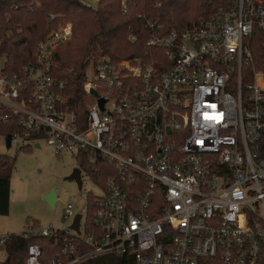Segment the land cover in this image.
<instances>
[{"label":"built area","instance_id":"built-area-1","mask_svg":"<svg viewBox=\"0 0 264 264\" xmlns=\"http://www.w3.org/2000/svg\"><path fill=\"white\" fill-rule=\"evenodd\" d=\"M255 29L264 32V0H226L181 33L153 34L147 45L166 49L160 66L98 52L86 71L94 76L86 74L92 101L84 116L66 83L49 74L55 50L72 38L71 23L46 34L37 64L22 67L26 77L8 74L0 52V106L9 109L0 122L16 117L26 129L10 134L11 147L45 140L57 155L113 166L95 195L92 227L86 210L79 231L30 226L25 236L63 232L69 258L56 264L112 253L135 264H264V40L255 61ZM31 131L43 134L30 139ZM75 215L67 204L64 218ZM43 254L29 244L25 264H46Z\"/></svg>","mask_w":264,"mask_h":264},{"label":"trees","instance_id":"trees-1","mask_svg":"<svg viewBox=\"0 0 264 264\" xmlns=\"http://www.w3.org/2000/svg\"><path fill=\"white\" fill-rule=\"evenodd\" d=\"M40 1L38 5L36 0H0V52L8 55L6 72L23 74L24 65L37 64L38 45L46 34L62 24L71 23L72 38L55 50L49 74L66 83L65 94L81 116L87 113V103L92 101L84 83L88 64L95 54L101 52L115 61L142 56L146 62L160 66L166 49L147 45L153 34L163 35L174 29L181 33L198 19L211 16L226 3V0H129L124 11L122 0H99L96 6L84 0ZM158 1L161 2L160 7L155 6ZM52 14L54 19H50ZM131 31L136 36L134 40L128 38ZM263 35V31L255 29L249 39L255 61L263 54ZM26 82L24 91L30 85L28 80ZM24 95L29 97L31 92ZM6 112L9 109L0 106V117ZM15 132H26L16 117L0 122V135ZM41 134L43 131H31L28 138H40ZM31 147V143L19 147L13 155L0 151V215L9 213L11 177L18 153ZM87 161V158H82L80 162ZM98 164L101 168L95 167L91 176L100 187H105L108 171L113 166L106 160H100ZM95 197L92 193L86 197V223L89 227L93 226ZM64 235L60 232L58 239L40 234L25 236L24 232L8 234L6 241L0 244L7 253L2 264H25L27 248L31 243L42 247L44 254L41 260L46 264L66 261L69 256L62 254ZM86 249L84 246L73 255L82 254ZM80 264H135V261L131 255L112 253L85 258Z\"/></svg>","mask_w":264,"mask_h":264},{"label":"rangeland","instance_id":"rangeland-1","mask_svg":"<svg viewBox=\"0 0 264 264\" xmlns=\"http://www.w3.org/2000/svg\"><path fill=\"white\" fill-rule=\"evenodd\" d=\"M96 6L99 0H84ZM38 5L40 0H36ZM87 76L93 78L89 69ZM32 143L27 150H20L16 166L11 177L10 209L6 215H0V236L11 233H23L29 227L68 229L74 217L64 218L67 204L74 205L75 213L86 215L87 194L101 195V187L94 182L91 172L95 168L93 161L81 163L74 153L63 152L57 155L52 146L45 140ZM18 144L7 148L5 136L0 135V151L15 154ZM75 168L82 170V187L77 181L67 177ZM55 190L56 200L51 205L44 197ZM38 223V225L36 224ZM7 253L0 247V264L6 259Z\"/></svg>","mask_w":264,"mask_h":264},{"label":"water","instance_id":"water-1","mask_svg":"<svg viewBox=\"0 0 264 264\" xmlns=\"http://www.w3.org/2000/svg\"><path fill=\"white\" fill-rule=\"evenodd\" d=\"M91 92L93 94H97V91L92 89ZM104 103H105V99L101 98L100 99V104L101 107L104 108ZM39 143H36V146H39ZM6 146L7 148H11V135H7L6 136ZM68 179H74L77 181L79 187H82V171L80 168H75L74 171L67 177ZM51 205L54 204L55 200H56V192L55 190H52L51 192H49L48 194L45 195L44 197ZM82 217L81 213H77L73 219V222L71 224V227L73 229H75L76 231H79V227H80V219Z\"/></svg>","mask_w":264,"mask_h":264},{"label":"crops","instance_id":"crops-1","mask_svg":"<svg viewBox=\"0 0 264 264\" xmlns=\"http://www.w3.org/2000/svg\"><path fill=\"white\" fill-rule=\"evenodd\" d=\"M8 235V234H7Z\"/></svg>","mask_w":264,"mask_h":264}]
</instances>
